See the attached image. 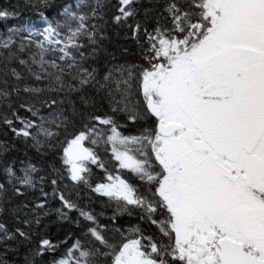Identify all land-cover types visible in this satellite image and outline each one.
<instances>
[{"label": "snow or ice", "instance_id": "1", "mask_svg": "<svg viewBox=\"0 0 264 264\" xmlns=\"http://www.w3.org/2000/svg\"><path fill=\"white\" fill-rule=\"evenodd\" d=\"M0 264H264V0H0Z\"/></svg>", "mask_w": 264, "mask_h": 264}, {"label": "trees", "instance_id": "2", "mask_svg": "<svg viewBox=\"0 0 264 264\" xmlns=\"http://www.w3.org/2000/svg\"><path fill=\"white\" fill-rule=\"evenodd\" d=\"M22 15H25V16H27V15H31V14H29V13H22ZM33 19H35V17L33 16L32 17Z\"/></svg>", "mask_w": 264, "mask_h": 264}]
</instances>
